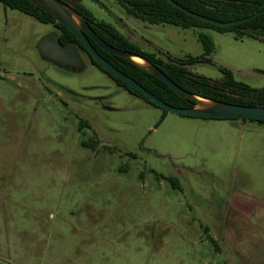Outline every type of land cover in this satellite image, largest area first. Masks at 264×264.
Instances as JSON below:
<instances>
[{
    "label": "rangeland",
    "instance_id": "obj_1",
    "mask_svg": "<svg viewBox=\"0 0 264 264\" xmlns=\"http://www.w3.org/2000/svg\"><path fill=\"white\" fill-rule=\"evenodd\" d=\"M80 1L126 36L211 57L193 74L264 87V40L209 28L205 52L201 28L147 30L99 0L118 26ZM56 32L0 2V264H264V123L166 111L82 50V69L54 65L35 44Z\"/></svg>",
    "mask_w": 264,
    "mask_h": 264
},
{
    "label": "trees",
    "instance_id": "obj_2",
    "mask_svg": "<svg viewBox=\"0 0 264 264\" xmlns=\"http://www.w3.org/2000/svg\"><path fill=\"white\" fill-rule=\"evenodd\" d=\"M58 1L69 7L86 22L100 40L117 49L141 56L155 67L159 68L173 82L185 89L190 95L201 96L217 102L264 106V87H254L245 81L236 79L233 71L229 68L218 66L221 72V78L217 80L204 75L193 74L189 71V65L205 62L213 63L211 57L204 54L177 57L161 48H156L154 51L144 50L139 45L130 41L124 34L120 33L111 23L96 19L85 6L78 2V0ZM174 1L190 11L219 21L244 18L264 9V0ZM0 2L5 7L16 9L24 14L30 15L42 23L54 25L58 28V33L56 35L62 45L73 44L80 51L86 52L90 61L109 74L119 85L131 93L142 97L151 104L156 105L143 94L129 87L122 80L114 77L98 65L75 34L60 22L48 9L42 7L33 0H0ZM118 2L132 16L148 24L163 23L179 25L185 28H211L218 32H231L235 39L256 38L264 40V13L242 23L230 26H219L187 14L183 10L172 5L168 0H118ZM197 37L205 52L213 48L214 43L207 33L199 30L197 32ZM89 40L103 58L163 101L178 107H193L196 105L197 102L194 98L177 94L160 78L138 66L132 60L118 54L107 52L96 44L94 40L91 38H89ZM250 120L264 123V120ZM166 179L173 187L178 186L175 178L166 177Z\"/></svg>",
    "mask_w": 264,
    "mask_h": 264
},
{
    "label": "water",
    "instance_id": "obj_3",
    "mask_svg": "<svg viewBox=\"0 0 264 264\" xmlns=\"http://www.w3.org/2000/svg\"><path fill=\"white\" fill-rule=\"evenodd\" d=\"M33 1L40 4L42 7L48 9L49 11H51L60 22H62L68 29H70L78 38V40L82 43V45L85 47L86 51L90 54V56L105 71H107L114 77L122 80L129 87L134 88L139 93L143 94L150 101L154 102L157 106L163 108L164 110L175 112L182 115L205 117V118H246V119L264 120V106L262 105H242V104H235L229 102H217L211 100L214 103V105L208 108L197 107L196 106L197 103L193 107H178L163 101L162 99L154 95L152 92L145 89L136 80L129 77L125 73L121 72L119 69L113 66L109 61L103 58L92 46L89 38L94 40L96 44H98L102 49L106 50L107 52L124 56L130 60H131L130 58L131 56H137L145 60L144 58L135 54H131L127 51L117 49L100 40L86 22H84L69 7L68 8L71 11L67 8L66 5L60 3L58 0H33ZM93 1L99 4L100 6H102L114 18L119 20L116 17V15L113 12H111L106 6H104L99 0H93ZM168 1L175 7L183 10L184 12H186L191 16L197 17L205 22H209L219 26H230V25L242 23L259 14L264 13V9H262L244 18L229 20V21H219L212 19L210 17L200 15L193 11H190L184 8L182 5L175 2L174 0H168ZM73 15H75L80 20V24H78L75 21ZM35 48L38 50L40 56H42L44 59L51 61L55 64H58L60 66H71L73 68H78V69H82L84 66L77 47L73 44L62 45L58 40L57 35L55 34H47L39 38L35 44ZM145 61L150 65V68L148 69L144 67L142 68L146 69L147 71L151 72L152 74L160 78L177 94L182 96L192 97L196 100V102H197L196 97H201L197 95L194 96L190 95L185 89L181 88L178 84L173 82L159 68L155 67L147 60Z\"/></svg>",
    "mask_w": 264,
    "mask_h": 264
},
{
    "label": "crops",
    "instance_id": "obj_4",
    "mask_svg": "<svg viewBox=\"0 0 264 264\" xmlns=\"http://www.w3.org/2000/svg\"><path fill=\"white\" fill-rule=\"evenodd\" d=\"M148 24V23H147ZM159 25H164L163 23H161V24H148V26H146L147 27V30H154L156 27H158ZM171 25H173V24H171ZM156 26V27H155ZM155 27V28H154ZM161 29H164L163 28V26H162V28ZM196 29V28H195ZM206 31V30H209V28H205V29H203V31ZM199 31V30H198ZM200 31H202V29L200 30ZM216 31V30H215ZM218 32V31H217ZM219 33H223V32H219ZM227 33V35H229V36H231L232 38H234V35L231 33V32H225V34ZM220 40V39H223V38H220V36H218V37H216V40ZM234 40H237V39H235L234 38ZM131 41H133L134 43H136V44H138L139 46L141 45H143V46H145V47H147V48H161L162 49V47H160V44H155V43H151V42H149V41H147V40H144V39H142V38H140V39H131ZM244 41H250V40H244ZM164 50V49H163ZM223 53L225 52V49H220ZM232 51V53H233V50H231ZM169 52V51H168ZM187 55V54H186ZM175 56V55H174ZM185 56V55H184ZM184 56H182V57H184ZM178 57V56H177ZM231 70L233 71V73H235L234 71H235V69H232L231 68Z\"/></svg>",
    "mask_w": 264,
    "mask_h": 264
},
{
    "label": "bare ground",
    "instance_id": "obj_5",
    "mask_svg": "<svg viewBox=\"0 0 264 264\" xmlns=\"http://www.w3.org/2000/svg\"><path fill=\"white\" fill-rule=\"evenodd\" d=\"M73 18L75 19V21L80 24V20L75 16L73 15ZM131 60L133 62H135L137 65L141 66V67H144V68H150V65L143 59L137 57V56H131L130 57ZM197 99V107H212L214 105V103L211 101V100H208V99H205V98H201V97H196Z\"/></svg>",
    "mask_w": 264,
    "mask_h": 264
},
{
    "label": "flooded vegetation",
    "instance_id": "obj_6",
    "mask_svg": "<svg viewBox=\"0 0 264 264\" xmlns=\"http://www.w3.org/2000/svg\"><path fill=\"white\" fill-rule=\"evenodd\" d=\"M93 1V0H92ZM78 2L79 3H81L82 5H83V3H82V1H80V0H78ZM117 2H118V0H117ZM103 4V3H102ZM118 4L124 9V12H126L127 14H130V13H128L126 10H125V8L118 2ZM104 5V4H103ZM84 6V5H83ZM105 6V5H104ZM86 7V6H85ZM102 7V6H101ZM107 7V6H106ZM87 8V7H86ZM88 9V8H87ZM89 10V9H88ZM110 10V9H109ZM90 11V10H89ZM91 12V11H90ZM92 13V12H91ZM131 15V14H130ZM94 16V15H93ZM112 16V15H111ZM95 17V16H94ZM113 17V16H112ZM117 17V16H116ZM96 18V17H95ZM114 18V17H113ZM118 18V17H117ZM97 19V18H96ZM119 20H117L116 18H114V22L116 23V24H118V26H119V22H121L122 20L120 19V18H118ZM98 20H100V19H98ZM141 21V20H140ZM142 22H144V21H142ZM112 24V23H111ZM113 25V24H112ZM114 26V25H113ZM115 27V26H114ZM116 28V27H115ZM117 29V28H116ZM118 30V29H117ZM119 31V30H118ZM120 32V31H119ZM58 33V28H57V32L55 33V35ZM120 33H122V32H120ZM123 34V33H122ZM126 36V35H125ZM130 41H131V39H138L137 37H129V36H126ZM133 42V41H132ZM134 43V42H133ZM136 44V43H135ZM138 45V44H137ZM78 49V48H77ZM156 49V48H155ZM154 49V50H155ZM37 50V49H36ZM37 52H38V50H37ZM78 52H79V54H80V57H81V59H82V61H83V58H82V56H81V51L78 49ZM38 54H39V52H38ZM40 55V54H39ZM42 57V56H41ZM89 57V56H88ZM43 58V57H42ZM44 59V58H43ZM44 60H46V59H44ZM46 61H48V60H46ZM49 62H51V61H49ZM206 63V62H205ZM84 64V63H83ZM54 65H58V64H55L54 63ZM60 66V65H59ZM66 67H69V68H71L72 70H75V69H78V68H73V67H71V66H66ZM235 75V74H234ZM210 78V77H209ZM221 78V77H220ZM236 78V77H235ZM237 79V78H236ZM239 80V79H238ZM243 81V80H242Z\"/></svg>",
    "mask_w": 264,
    "mask_h": 264
}]
</instances>
